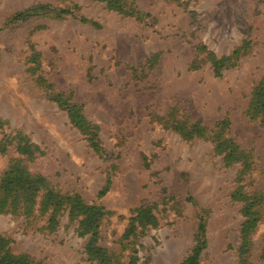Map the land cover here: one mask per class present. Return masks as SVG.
<instances>
[{
	"label": "rangeland",
	"instance_id": "374dc122",
	"mask_svg": "<svg viewBox=\"0 0 264 264\" xmlns=\"http://www.w3.org/2000/svg\"><path fill=\"white\" fill-rule=\"evenodd\" d=\"M210 54L231 58L216 69ZM257 86L264 99V0H0V183L16 162L102 208L92 235L68 205L51 217L41 189L29 214L0 210L7 249L30 264H103L90 246L110 264H181L203 221L199 264H264ZM55 96L96 125L98 150ZM246 209L259 219L243 246Z\"/></svg>",
	"mask_w": 264,
	"mask_h": 264
},
{
	"label": "trees",
	"instance_id": "16d2710c",
	"mask_svg": "<svg viewBox=\"0 0 264 264\" xmlns=\"http://www.w3.org/2000/svg\"><path fill=\"white\" fill-rule=\"evenodd\" d=\"M113 4V7H116ZM48 5L46 4H38L30 9H26L24 11H20L14 15V18H24L28 15H32L33 13L39 11H46L48 9ZM120 10L123 9L122 6L119 7ZM130 9V8H129ZM125 13L137 14L134 10H123ZM58 14L70 13L69 9L59 8L57 9ZM139 16V13L137 14ZM142 15V14H140ZM84 20V19H83ZM204 49V46H202ZM200 47V50L202 49ZM202 49V51H203ZM208 53V52H207ZM209 54V53H208ZM235 55V53H233ZM211 55V56H210ZM208 55V59L212 62L214 67L222 66L223 63H228L231 57H223L221 59H215L212 54ZM254 91V97L251 102L252 110L258 114H264V99L263 96V88L257 86ZM56 102L60 104V106L67 111L71 122L78 127V129L85 135L86 140L91 144V146L98 150V138H97V127L94 124H90L86 121L79 110V107L76 104L68 103L67 100L60 101L59 96H55ZM197 126L194 125L192 129H195ZM227 149V148H226ZM26 153H29V150L25 148L23 150ZM235 152V148L231 147L229 150L227 149V154L230 157L231 154ZM45 190L43 194V198L41 201V205L43 207H53V212L51 217H55L54 212L59 211L61 205L69 206L70 215H82L83 220H81V228H85L86 231L91 232L92 235L96 234V224L97 220L100 217V212L102 208L99 206L86 205L82 203L79 197L77 196H69V195H61L59 193H54V191L47 187L46 180L40 176H32L30 175L24 167L19 165L18 163L12 164L10 169L6 171L4 178L0 183V210H8L12 209V211H16L19 205L23 208V211L27 214L31 211L32 204L34 202V198L36 193L39 190ZM248 196L242 194V197L248 198ZM245 199V200H246ZM248 200V199H247ZM247 209L251 208L255 204L257 205L258 201L255 198H251L248 200ZM26 208V209H25ZM245 211L247 215V219L243 224V246L245 244L248 245L247 231L249 228L255 225L256 220L259 219L257 216V212L253 211ZM29 211V212H27ZM51 218L50 221L54 222V219ZM53 219V220H52ZM204 223L200 221L198 224V231L196 235V244L191 249L190 253L183 259L181 264H199V254L201 250L205 246L204 240ZM88 253L90 256L99 257L102 260L103 264H110L107 256L104 254V250L98 247L90 246L88 247ZM0 264H30L26 260V257L20 255H12L7 249V243L4 238L0 236ZM32 264V263H31Z\"/></svg>",
	"mask_w": 264,
	"mask_h": 264
}]
</instances>
